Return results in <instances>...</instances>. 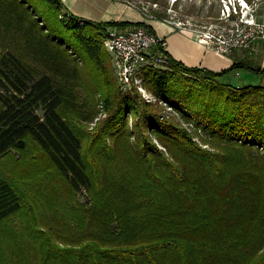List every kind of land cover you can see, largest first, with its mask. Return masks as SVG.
<instances>
[{"label": "trees", "instance_id": "1", "mask_svg": "<svg viewBox=\"0 0 264 264\" xmlns=\"http://www.w3.org/2000/svg\"><path fill=\"white\" fill-rule=\"evenodd\" d=\"M129 24L0 0V160L21 170L0 169V264H264V85L166 53L141 74L164 116L115 76L105 31Z\"/></svg>", "mask_w": 264, "mask_h": 264}, {"label": "built area", "instance_id": "2", "mask_svg": "<svg viewBox=\"0 0 264 264\" xmlns=\"http://www.w3.org/2000/svg\"><path fill=\"white\" fill-rule=\"evenodd\" d=\"M181 0H169L173 5ZM220 13L214 20L195 21L191 17L161 19L172 30L188 33L195 41L218 54L229 55L264 40V21L255 19L253 5L247 0H219ZM144 9V7H142ZM70 17L64 12L60 18ZM152 17V16H150ZM104 44L113 57L117 77L123 88L133 81L141 83L143 68H166L170 59L164 52L165 40L145 26L128 29L108 27ZM150 100V97L149 99Z\"/></svg>", "mask_w": 264, "mask_h": 264}, {"label": "crops", "instance_id": "3", "mask_svg": "<svg viewBox=\"0 0 264 264\" xmlns=\"http://www.w3.org/2000/svg\"><path fill=\"white\" fill-rule=\"evenodd\" d=\"M61 2L73 15L85 20L130 23L115 26L118 29H128L135 26L132 23L138 22L150 26L153 32L164 38L166 43L164 52L187 66L221 71L235 63L238 68L229 78L237 85H245L246 82L242 80H248V75L264 76V73L254 70L256 68L264 70V40H258L249 48L237 49L229 55H223L195 41L188 33L174 31L161 19L150 17L122 0H61ZM243 69L246 70V74H242Z\"/></svg>", "mask_w": 264, "mask_h": 264}, {"label": "rangeland", "instance_id": "4", "mask_svg": "<svg viewBox=\"0 0 264 264\" xmlns=\"http://www.w3.org/2000/svg\"><path fill=\"white\" fill-rule=\"evenodd\" d=\"M122 1H124L125 3L127 2L132 7H135L137 9H139L140 11L144 12L145 14L152 16V17H154L151 14L152 10L158 11V12L163 11L162 3L167 4V10H166L167 17H171V16L172 17H178V16L186 17L187 16V17H191L195 21H208V20H214L215 18L218 17V15L220 13L219 0H181V1L175 2L173 5L170 4L169 0H160L157 3H154L152 0H122ZM247 2L249 3V5H251V4L253 5L255 19L260 23L262 21H264V0H251V1H247ZM142 7H144V9ZM66 10L69 13H71L68 9H66ZM64 12L66 13V11L64 10V11H62L61 15H63ZM58 17H59V19H61L60 14ZM67 18L69 19L70 17H66V19ZM79 65L82 66L83 64L81 62H79ZM114 72H115V76L117 78V81L119 82L116 70H114ZM243 73H245V74L247 73L245 69H243L242 74ZM86 74L91 75L92 72L87 70ZM247 79L248 80L245 79L242 81L246 82V84L250 83V84H262V85H264V76L261 74H259L258 76L256 74L248 75ZM242 81L240 82L241 84H243ZM119 84H120V82H119ZM133 86L136 88L139 95L145 101H150L152 103H155L158 101L154 97V95H152L149 92V90H147V88L142 84V82L137 83L136 81H133L129 87L123 88L121 85V88L124 90H129ZM149 97H150V100H148ZM157 103H159L163 106V115L164 116L176 115L175 110L172 109L171 107L165 106L166 105L165 103H162L160 101H158ZM105 115L106 114H104L102 111H100L97 114V116H95V118L92 122L87 123L88 129H91L95 125V122L97 121L98 118L104 117ZM128 123L131 125V123H132L131 118H128ZM181 124L183 127L189 129L190 131H193V127L190 123H186V122L181 120ZM195 138L197 139V141H199V138H197V137H195ZM203 146L206 147V145H203ZM13 154H14V157L19 156V153L15 152V151H13ZM16 165H17V161L14 158H8V159L4 158V159L0 160V169L3 170L5 173H8L9 176L17 179V181H18V176H19V173L21 172V170L19 168H17ZM33 191H34L33 189L27 188V194L28 195H31L33 193ZM79 198H80V200H84L85 199L84 194L82 193ZM31 202H32V208L26 207V211L19 214V218L17 219V221L24 220L25 219L24 213H26V212L28 213V215L31 218L34 215H36V212H33V210L36 209L37 206L40 205V203L36 200H31ZM31 209H33V210H31ZM29 210H31V211H29Z\"/></svg>", "mask_w": 264, "mask_h": 264}]
</instances>
